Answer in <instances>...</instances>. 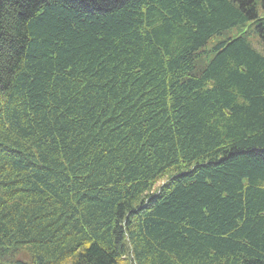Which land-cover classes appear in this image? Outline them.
Returning <instances> with one entry per match:
<instances>
[{"label": "trees", "instance_id": "1", "mask_svg": "<svg viewBox=\"0 0 264 264\" xmlns=\"http://www.w3.org/2000/svg\"><path fill=\"white\" fill-rule=\"evenodd\" d=\"M0 264H264V0H0Z\"/></svg>", "mask_w": 264, "mask_h": 264}, {"label": "rangeland", "instance_id": "2", "mask_svg": "<svg viewBox=\"0 0 264 264\" xmlns=\"http://www.w3.org/2000/svg\"><path fill=\"white\" fill-rule=\"evenodd\" d=\"M243 34H248V38L250 40V42L252 43V45L256 48V49H260L259 48V39L257 34L254 33V28L253 27H240V28H234L231 29L227 32H225L223 35L215 37L214 39H212L207 46V50H212L213 47L215 45H217L219 42L230 39V38H236L238 36H242ZM212 56V54H211Z\"/></svg>", "mask_w": 264, "mask_h": 264}]
</instances>
